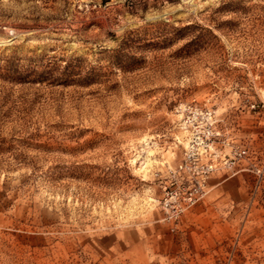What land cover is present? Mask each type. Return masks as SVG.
I'll use <instances>...</instances> for the list:
<instances>
[{
  "label": "rangeland",
  "instance_id": "obj_1",
  "mask_svg": "<svg viewBox=\"0 0 264 264\" xmlns=\"http://www.w3.org/2000/svg\"><path fill=\"white\" fill-rule=\"evenodd\" d=\"M0 264H264V0H0Z\"/></svg>",
  "mask_w": 264,
  "mask_h": 264
},
{
  "label": "built area",
  "instance_id": "obj_2",
  "mask_svg": "<svg viewBox=\"0 0 264 264\" xmlns=\"http://www.w3.org/2000/svg\"><path fill=\"white\" fill-rule=\"evenodd\" d=\"M199 121L203 123L198 124ZM185 123L189 125L191 139L179 165L170 169L162 187L160 209L164 221L177 222L205 196L214 165L205 161L215 137L212 111H197ZM247 155L246 150L237 154Z\"/></svg>",
  "mask_w": 264,
  "mask_h": 264
}]
</instances>
